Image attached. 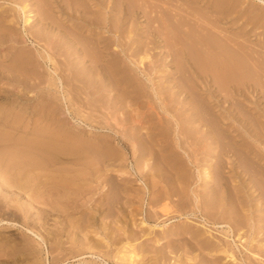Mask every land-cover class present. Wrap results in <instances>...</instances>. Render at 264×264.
Wrapping results in <instances>:
<instances>
[{
    "label": "rangeland",
    "instance_id": "rangeland-1",
    "mask_svg": "<svg viewBox=\"0 0 264 264\" xmlns=\"http://www.w3.org/2000/svg\"><path fill=\"white\" fill-rule=\"evenodd\" d=\"M115 1L120 3L114 9V11L116 10V15L114 11L111 14L108 12L106 3L103 2L100 5L103 18L101 17L100 27H95L91 33L95 36L91 37L89 36L90 33L84 29V26L90 24L91 17L89 15L84 14L80 16L77 13H72V16L61 15L57 5H54L55 16L61 15L62 20L58 19L57 16H53V21L62 26L60 31H55V35L52 38L51 47L53 49H51V52H54L55 55V63H53L50 60H45L40 55V53L45 54L46 52L44 41L40 43L33 42V37L30 33L31 31L39 32L41 29L40 18H42L43 14L41 13L39 2H37L38 4L33 9L34 12L31 14L30 23L26 24L25 19L28 18V15L24 14L17 3L0 0V13L9 14V17L5 18L3 22L17 36H15L17 41H11V39L7 38L0 39V68L11 73L9 85L2 87L4 83H0V89L14 90L16 88L15 91L20 92L21 95L28 92L26 97L30 98V109L28 111L21 112L20 109H13L14 112L21 113L20 116L22 118L19 121L20 124L18 123L20 126L18 125V128L15 130L6 129V131L10 132V135L15 140L20 141V139L32 138L39 144L50 143L48 138L50 134L35 137L33 133H36L37 129L42 130V132L46 130L50 132L58 131L81 139L86 145L83 149H79V152L75 149V155H63L64 161L55 163L61 168H59L60 171L59 169L57 172H52L50 169L39 171L37 174L39 179L35 180L36 183L32 187V194L37 197V200H39L38 198L41 194H45L43 199L40 198L42 202L50 194H54V196L61 195L64 202L61 205H68L67 208L78 201L82 207L80 210L75 211L76 216H79L80 212H92L96 214L94 223H96L95 226L97 228H100L102 222L113 221L112 225L116 227V238L125 240L129 236L130 241L133 242L131 244L138 247V252L141 256L140 264H264V255H260L264 252V221L258 218L261 212L258 206L262 205V203L257 205V202L253 199L252 195H257L259 192L254 193L253 186L247 184L249 175L242 173L241 170L236 171L228 167L223 170L222 167L221 169L219 167L212 168L216 161L221 160L220 158H215L212 165L210 164L211 168H208L204 159L205 155L203 154L207 148L202 145L199 148L191 147L189 143L191 140L186 141V139L188 140L187 135H180L182 139L181 142L179 141L180 147L175 143L174 127H172L170 121L174 123L172 117L175 116L180 118L183 124L186 123V117L189 113H187L188 107L185 106V103L188 101L180 103L184 97L180 94L181 90L174 88V83H172V76H179L181 74L176 70V65L171 63V58L167 56L164 42V38L167 35L161 38L151 31L155 27V24L151 21L156 15L154 14L156 8H148L149 10L151 9V12L148 11L151 14L145 17L139 12H134L137 5H139L135 1L132 0V3H129L130 0H126V2H123V0ZM154 1L155 3L157 2L158 6L163 4L164 10L167 7L171 8L169 10H172L174 14V16L172 14V17L175 19L170 18L171 14L169 17L168 15L164 16L166 19L168 18L169 24H172L173 21L175 22L173 23L175 26L172 24L171 28L186 43L191 42L193 44L192 40L195 34V37H199L198 29L194 25L195 22L192 21L196 19L190 16L189 12H197V16L203 14L204 19L217 21L218 26L213 25V37L215 39H222V44L226 43L227 39L225 38L228 37L235 43L238 41L244 42L243 44H239H242V48L245 46L246 50L249 48V52L251 53L249 54L252 56L250 57L247 54L250 58L244 53L248 51H242L243 49L237 47L239 46L237 44L235 46L232 41L228 40L229 44L227 45L226 43V46L231 47L232 50H239L240 55H243H241V60L243 57V59L249 61H242L245 64L244 68L247 66L246 63L249 65L248 68L251 65L255 67L254 63L257 61L254 58L257 56L256 59L261 64L257 63L259 66L261 65L262 69H256L253 74L251 73L253 75L251 77L255 75V79L252 80L264 82V78H262L264 76V0H183L184 3L182 0ZM78 3L82 5L83 2L78 1ZM65 7L67 6L65 5ZM73 8L75 9V6ZM65 12L69 11L65 10ZM184 14L189 16L184 18ZM178 15H183L184 19ZM176 18L178 21H176ZM171 21L172 23H170ZM176 22H178V25L181 24V28L176 25ZM236 34L238 35L236 36ZM191 35L193 36L191 37ZM87 37L89 38L86 39ZM168 38L171 39V34H169ZM73 39L74 42H72ZM75 42H78L80 44L78 46L84 51L86 49L81 45L85 42L88 48L93 47L92 49H94L96 46L95 51L97 52L105 48V53H110L106 59L108 61L115 60L119 71L116 75L117 77L113 80L111 78L109 81H112V86H107V77L102 75V73L100 74L98 70H95L96 67L91 66V62L79 63L80 56ZM90 42L95 43V46L90 44ZM98 43L101 44L98 45ZM79 53L82 54V52ZM233 53L232 55H236ZM254 53L255 55H253ZM25 56H30L32 62H34V66L30 69L33 77L36 78L31 81H27L25 77L20 76L17 72V67H19L18 62ZM99 56L97 54V60ZM251 58L252 60H250ZM108 61H105L103 64H106ZM252 67L251 69L247 68V72H252ZM54 69L57 70L54 71ZM257 70V75L261 73L260 75L263 80H259L260 77L258 76L260 75H256ZM243 71L245 70L243 69ZM183 77L185 78V75ZM185 79L184 82H186ZM261 83L259 84L260 94H255L256 100L240 99L238 102L242 103V106L236 102L237 100H232L223 105L227 110H222V107H217L215 110H222L226 118L225 122L231 126L226 133L231 138L228 136L230 140L227 137L226 141L229 140L233 143L237 141L240 146H250V149L257 151V157L254 156V158L259 157L264 160V94H262L264 90H261L264 88V86L262 87L264 83ZM200 91L202 90L196 89L197 93ZM126 96H129L130 103L124 105L122 108L121 102L126 100ZM164 101L168 104L167 107L170 108L172 113H168L165 106L163 108ZM236 103L242 108L255 109V115L251 113L250 116V113H246L245 111V113L243 112V114L238 115L234 105ZM0 106L6 107L7 102H0ZM204 109L207 110L205 107ZM135 119L137 120L136 122ZM242 119L245 121H242ZM142 126L147 128L153 126L156 130L155 133L158 134L162 132L163 128L165 129L168 136L166 141H169L167 144L170 146L168 150H171L172 156L177 158L178 167L181 172L186 173V177L190 179L189 182L193 183L189 188L190 197L183 196L182 199L177 198L178 195L174 194V186L171 185L170 181H165V177L160 179L156 177L155 180L157 179L160 182L156 186L157 188L155 190L148 189L147 182L150 183L149 178L156 171L155 168L152 169L150 164L144 165L140 157L142 154L139 145L136 142L134 143L131 138V136L135 137V134L139 133ZM135 127L138 128L134 129ZM255 127L257 129L259 127V129L257 130ZM253 130L258 131L260 135H256ZM142 132L146 134L148 133V129L144 128ZM158 138H165V136L163 134ZM3 143L11 144L13 142H2L1 144ZM185 149L189 154H185ZM144 152L147 153L146 151ZM227 156L226 159L229 160L228 158L232 157V154H228ZM248 156L252 158L251 155ZM148 158L151 157L148 156ZM161 158L159 157V160ZM148 161V163L154 162L153 159H148ZM205 168L207 169L203 172ZM217 168H219V172L216 171ZM262 168H264V161ZM119 169H123L121 173H119ZM211 169L215 171H211ZM170 171L172 173L170 172L166 175L171 180H178L180 173L177 174L175 169H170ZM217 172L218 174H216ZM220 173L224 175L225 184L228 182L227 188L235 189V193L240 197L239 203L242 202V204L238 205V209L241 208L239 216L244 221V226L240 227L242 228L241 234L243 233L242 235L245 236L242 240L237 236L239 226H236V224H233V230L227 224H213L208 219L209 222L206 221L204 214L199 210H197L196 214L190 213V209L195 208L193 205V191H196L198 195L205 196L208 190H210L208 186H205L208 181L210 182L208 178L212 176L211 181L213 182L222 175ZM263 173L259 177L263 178ZM189 182L188 184H190ZM184 184H178L179 188H187V185L185 186ZM165 191H169V198L165 197ZM112 192L113 194H111ZM228 192L230 193V190ZM114 194L117 196L119 194V197L115 196V199ZM107 196H112L114 200L113 203L111 201L104 208H111L116 215L115 219L110 217L102 219V216L98 212H95L96 207L100 205L101 199L103 200ZM158 196H163L162 199L164 198L160 205L156 207L155 204L149 203ZM17 199V204L27 205L29 203L27 198L19 196ZM108 199L110 198L108 197ZM183 200L186 203H183ZM226 200L224 201V207L228 208ZM4 201L7 200L4 199ZM4 201L0 197V259H9L11 264H87L84 263L87 260L97 262V264H115L111 258L107 257L103 259L91 254L71 258L70 254H72V251L70 249L72 243L66 236L63 237L65 240L63 245L66 251H61V249L55 246L56 241L51 240L54 237L50 235V231L47 233V231L43 230V233L45 232L48 235H46V241L41 240V238L28 230L24 225L26 222L31 225L36 224V222L19 212L9 200L7 202ZM116 201L118 203H115ZM167 201H171L169 202L170 204ZM178 201L182 202L179 203ZM165 203L169 204L167 207L170 211L166 209L167 212H163L164 208H167L162 206ZM161 210L163 213L160 212L159 214ZM138 211L143 212V214H139ZM243 211L244 213H242ZM153 214L156 216L151 217ZM169 214L171 215L169 216ZM43 216L46 217V214H43ZM118 217L122 219L119 220L120 222L117 221ZM76 219L78 220V217ZM123 220H126L124 223H127L126 226L124 225L125 227L122 223ZM231 220L235 221L236 216ZM40 223H42L41 220L38 224ZM50 223L53 224L51 220ZM185 225L192 232H196L200 240L207 241L210 247L203 251L196 249L195 242L191 234H189L184 236L186 242H181L180 246L183 249L177 254L170 253V249L164 247L168 239H160L162 232L174 226ZM251 225H254V227L251 228ZM247 227L249 230H245ZM125 230L129 232H125ZM98 231L100 232V229ZM96 237L101 238L102 233H99ZM185 238H188L190 241ZM158 239L160 241L156 242ZM228 248L235 252L236 260L224 252ZM6 252L10 253L9 256L5 255ZM159 252L166 259L163 258L157 262L156 258L160 256Z\"/></svg>",
    "mask_w": 264,
    "mask_h": 264
},
{
    "label": "bare ground",
    "instance_id": "bare-ground-1",
    "mask_svg": "<svg viewBox=\"0 0 264 264\" xmlns=\"http://www.w3.org/2000/svg\"><path fill=\"white\" fill-rule=\"evenodd\" d=\"M4 1L18 4L19 8L22 9L24 14L28 15L27 16L28 18L25 19L26 24L30 23V19L32 17L31 14L34 12L33 9L38 4L37 2H39L41 6V11H42L41 13L43 14L42 18H40L41 19L40 20L41 29L39 32L31 31L30 33L33 37V42L40 43L41 41H44L46 52L45 54L40 53V55L45 60H50L53 63H55V59H54L55 55H54V52H51V49H53V47H51L52 38L55 35V31H60L61 26H62L61 24H56L53 21V16H55L54 5H57V7L60 10L61 15L65 14L67 16H72V13L73 14L77 13V15L79 14L80 16L84 14L89 15L91 17L90 24L87 26H84V29H86L85 30L86 32L90 33L89 36L91 37V36H95L94 34L92 35L91 33L94 31L95 27H100L101 25L100 22H101V19L103 18L100 5L103 2L106 3L108 12L111 14V12H113L114 9H116L117 6L120 4L116 2L115 0H4ZM78 1L83 2L82 5H80ZM133 1L139 4V5L136 4L137 7L134 10V12H139L143 14L145 17H148V14L150 16L151 13L149 12H151L150 10L152 8H156L155 10L153 9L154 14L156 15L154 18L152 17L153 19L151 21L155 24V27L153 26L154 30L152 29L151 31L155 33L156 36L161 37V38L164 35H167L164 38L167 56L168 58H171V63L176 65V70H178V72H180L181 74L179 76L173 75L172 83H174V88H178L179 90H181L180 94L184 97V99H181L180 103L182 102L184 103L185 101H188L187 103H185V106L188 107L187 113H189V115L186 117V123L184 124L180 121L181 120L180 118H177L175 116L172 117V120H174V123L173 121H170V122L172 123V127H174L175 143H177V145L180 147L179 141L180 142L182 141V139L180 138V135H183V134L187 135L188 140L186 139V141L191 140L189 141L191 147L193 146L194 148H199V146L202 145L203 147L207 148L206 152H204L203 154L205 155L204 159L206 160V163H207L206 165L208 166V168H211L210 164L212 165L215 158H218V159L220 158L221 160L216 161L214 163L215 165L212 166V168L215 169L216 167H219L221 169L222 167V170H223L228 167L229 169L232 168L233 170H236V171L241 170L242 173H247V175H249V177L247 178V184L249 186L250 185L253 186L252 188L255 190L254 193L259 192L257 195L253 194L252 196H253V199L257 202V205L262 203V205L258 206L259 209H261V212L258 218L264 221V177L263 178L259 177V175L264 172L263 171L264 168H262L264 160L259 157L254 158V156L257 155V151L250 149L249 148L250 146L244 147V146H240L237 141H235L234 143L232 141L231 142L229 141L231 137L229 136V134L226 135V133L229 131L231 126L230 124H227L225 122L226 118L223 115L224 113H222V110H227L226 107H224L223 105L232 100L233 101L237 100L236 102L240 101V99H243V98L246 100H256L255 94L256 93L258 95L260 94V90H259V84L261 83L260 79L264 78V76L261 78V75H260L261 73H258V75L260 76L257 75L258 70L262 69L261 65L260 66L258 65L260 61L258 62V60L256 59L257 56H255L254 59L258 63L257 62L254 63L253 61L255 60H253L252 62L255 64L256 68L252 67V65L250 66V68H248L249 65L246 62H249V61H246L247 59L245 60L243 59V57L241 60L242 54L240 55L239 50L238 51L236 49L232 50L231 47L226 46V43L227 45L229 44L228 40H230V42L232 41L231 38L229 37L225 38L227 39L226 43L224 42L222 44L221 43V41H223L222 39H217V38L215 39L213 37L212 29L214 28L213 25L218 26L217 21H214L211 19H204L203 14L200 16H197V12L188 13L190 16H193V18L196 19L192 21L195 22L194 25L198 29L199 37H195L196 36L195 34L194 39L192 40L193 44L191 42L186 43L185 40L181 39L180 36L177 34V32L171 28L172 24L175 22L172 20L173 23L171 21L170 23L172 24H169V22L167 21L168 18L167 19L165 18L166 15H168L169 17L170 14H171L170 18L172 17L173 12L172 10H169L171 8L167 7L164 10L163 4L162 5L160 4L158 6L157 2L155 3L154 0H133ZM123 2H126V0H123ZM129 3H132V0H130ZM65 5L67 7H65ZM72 6L73 7L75 6V9ZM148 8H151V9L149 10ZM65 10H68L69 12H65ZM114 12L116 15V10ZM61 15L60 16L56 15V16L58 17V19L62 20ZM189 15L184 14V18H186V16H189ZM182 16H179V17H182ZM7 17H9V14H5L4 12L0 13V39L7 38V39H11V41H17V38H15L16 35L12 33L11 29H9L6 26V23L3 22L4 19ZM184 18L182 17V19ZM178 19L176 18V21H178ZM179 20H181V18ZM184 21L186 23V19ZM193 22H192V25H193ZM153 23L151 24L153 25ZM176 23H177L176 25H178V22ZM173 26L175 25L173 24ZM178 26H180L181 28V24H179ZM41 30L44 32L42 33ZM182 30L184 29L182 28ZM70 34L71 33H69V35ZM169 34H171V39H169L170 37L168 38ZM237 35L238 34H236V36ZM192 36L193 35H191V37ZM88 38L89 37H87L86 39ZM72 42H74V39L72 40ZM239 43L243 44L244 42H241V41L240 42L238 41L236 43L233 42L234 45L235 44L239 45L237 47L239 48L241 47V49H243L242 51H248L244 53L249 54L250 53L249 48H247L248 50H246L244 48L245 46L242 48V44L240 45ZM90 44L94 45L95 43L90 42ZM99 44L101 43H98V45ZM78 45L80 44H78V42H75L77 52L80 56L79 63H83V62L87 63L88 61L91 62V66L96 67L95 70H98L100 74L102 73V75L107 77V81H108L107 86H112L113 85L112 81L111 82L109 81L111 78L112 80L115 79L119 71H118V66L116 65L115 60L108 61V59H106L109 57L110 53L106 54L105 48L100 49V51L97 52L95 51V48H96L95 45H94L95 46L94 49H92L93 47L88 48L85 42L81 45L85 47L86 49L85 51ZM79 52H82V54H80ZM233 52H237V53H233ZM232 53L236 55H232ZM97 54L100 55L98 60H97ZM253 55H255V53ZM251 56L252 55H250V57ZM250 60H252V58ZM105 61H108V62L106 64H103L105 63ZM242 61H246L245 63L247 64V66H245V68H244L245 64L242 63ZM18 66H19L17 67L18 71L17 70L16 71L18 72L20 76L25 77L27 81H31L32 79L36 78V77H33V73L31 72V69H30L34 66V62H32V59L30 58V56H25L23 59H21L18 62ZM251 67L253 68L252 72L251 71L247 72V68L251 69ZM243 69L246 72L243 71ZM256 69H258L256 71V75L260 77L259 82L252 80V79H255L254 78L255 75L254 77H251L253 76L252 74L253 72H255ZM56 70L57 69H54V71ZM182 74L185 75L186 79L183 77ZM10 75H11L10 72H8L7 70L5 71L3 68H0V83H4L2 87H4L5 85L7 86L9 85ZM51 79L54 80L53 78ZM184 79L186 80V82H184ZM188 82L191 84H189ZM263 83L264 82L262 81L261 84ZM263 86L264 85H262V87ZM197 88L201 89L202 91L197 93L196 92ZM15 90L16 88L14 90H9L6 88L0 89V102L1 103L7 102L6 107L0 106V197L3 199V201L4 199L7 201L9 200L12 204H14V207H16L19 212H21L22 214H24V216L36 222V224H33V225L26 222L24 225L28 230L35 233L39 238H41V240L46 241L47 239L46 235H48L47 233L48 231H50L49 232L50 235L54 237L51 240L56 241L55 246L61 249V251H66L63 245L65 241L63 237L66 236V238L69 239L70 242L72 243V246L70 249L72 251V254H70L71 258L79 257L85 254H91V255L97 256L98 258H103V259L107 257L111 258L115 262V264H140L141 256L138 252L139 251L138 247L133 246L131 244L133 242L130 241V237L128 235H127L128 238L126 237L125 240H122V238L120 239L116 238L115 236L116 227L112 225L113 221L102 222V224H100L101 225L100 228H97L95 226L96 223H94L96 214L92 212H86V213L80 212L79 213L80 215L76 216L75 211L80 210L82 207V205L78 201L75 202V204L73 205H69V208H67L68 205L67 206L61 205L64 203L61 195L54 196V194H50L47 197H45V200L42 202L40 201V198L43 199L45 194H41L38 198L39 200H37V197L32 194V190H33L32 187L36 183L35 180L37 181L39 179L37 176L39 171L50 169V171L52 172H57L60 167H58L55 163H58L59 161H64L63 155H75L76 150L77 152H79L78 150L83 149V147L84 146L86 147V145L83 143L81 139L75 138L68 134H63L62 132H58V131L50 132L48 130L42 132V130H38V129L36 133H33V136L35 135V137H42V136H47L50 134V136L48 137L50 143H40L39 144V143H36V141H34V139L32 138L23 139V140L20 139L21 142L19 140H15L13 136L10 135V132L6 131V129L15 130L16 128H18V125L20 124L19 121L22 118V116H20L21 113H16L14 112L13 109L15 108L20 109L21 112L28 111L30 109L29 107L30 98L26 97L28 92L25 93L24 95H21L20 92H16ZM261 90H264V88H262ZM262 92H263L262 94H264V91ZM125 99L126 100L124 102H121L122 108L124 105H127L128 103H130L129 96H126ZM238 103L234 104L236 113H238V115L243 114L244 111L246 113H250V116H251V113L252 115H255V112H256L255 109H250V108L248 109L246 107L242 108L240 107L242 106L241 105L242 103L241 104L239 103L240 106H238L239 105ZM164 106L167 108L168 113H172L170 108L167 107L168 104L166 102L164 103L163 108ZM204 107L207 108V110L204 109ZM217 107H222V110L216 111L215 109ZM128 109L130 110L129 107ZM203 110L205 111V115H204ZM136 121L137 120L135 119V122ZM242 121H245V120L242 119ZM136 128L138 127H135L134 129ZM140 128H141V130L139 129L140 134L136 133L135 137L131 136V138L133 139L132 141L134 143L135 142L138 143L141 154H142L140 157L144 165L150 164L152 169L155 168V171H156L153 175L150 174L152 175V177L149 178L150 183L147 182L148 189L155 190L157 188L156 186L160 183L157 179L165 177L164 180L167 182L170 181L171 185L174 186L173 190H174V194L178 195L177 198L182 199L183 196L190 197L189 188H190V185L191 186L193 185V183L189 182L190 179L186 177L187 175L186 173L181 172V170L178 167L177 158L172 156L171 150H168L170 146L167 144L169 141L168 142L166 141L168 136L166 135L165 129L162 127L163 128L162 132H159L158 134V133H155L156 130H155V127L153 126L149 128L142 126ZM144 128L148 129V133L144 134L142 132V129ZM255 128L257 129V127ZM254 133L256 135H260L258 131H255ZM163 134L165 138H158ZM227 137L229 138V140H227L229 142L226 141ZM2 142H5V143L13 142V143L1 144ZM70 150H74L75 152L70 151ZM144 151H146L149 155L145 153ZM184 151H185V154H189L186 149ZM228 154H232V157L228 158L229 160L226 159L228 157L227 156ZM248 155H251L252 158L249 157ZM148 156L151 158H148ZM159 157L160 158L162 157L160 159L161 161L159 160ZM148 159L149 160L153 159L154 162L148 163L149 162ZM157 161H160V162L156 163ZM219 168H217L216 171L219 172L220 171ZM170 169L171 170L175 169V172L177 174L180 173V177L178 180H175V179L171 180L170 177L166 175L167 173H170V172L172 173ZM206 169L207 168H205L203 172H205ZM214 169H211V171H215ZM119 170H120L119 173H121L123 169H119ZM218 172L216 174H218ZM156 177L158 178L155 180ZM212 178H213L212 176L209 177L208 179L210 180V182L208 181V183L205 184V186H208V189H210L208 190L205 196L198 195L196 191H193V194H194L193 205L195 206V208L190 209L191 210L190 213L196 214L197 210H199L204 214V218L206 221L211 220L213 224H227L229 225L230 228L232 227L233 230H234L233 224H236V226H239L238 231L236 230L237 236L240 240H242V238H244L245 236L242 235L243 233L241 234L242 228H240L244 226L243 218L239 216L240 214L239 210L241 208L238 209V205L240 203L242 204V202L239 203L240 197L237 193H235V189L232 190V188H227L228 182L226 181L227 183L225 184L223 174L217 179L215 180L213 179L214 184L211 181ZM188 182L190 184H188ZM211 182L212 184H210ZM180 183L181 184L185 183L184 185L185 186L187 185V188L180 189L178 185ZM67 185H69V183ZM63 186H66V185H63ZM228 190H230V193L228 192ZM113 192L111 194H113ZM164 193L166 194L165 195L166 198L170 197L169 191L168 192L165 191ZM115 194H114V197L115 196L119 197V194L118 196ZM19 196L23 198H27L29 203L27 205L17 204L16 201H18L17 198ZM108 197L112 199V196L104 197L103 200L101 199V201L99 202L100 205L96 207L95 212H98L99 215L102 216L101 217L102 219H107L109 217L112 219H115L116 215L115 213H113L111 208H108V209L104 208V206H106L107 204H110L111 201L113 203L114 198L110 200L108 199ZM162 197L163 196H158L155 200H152L149 203L155 204V206L157 207V205H160L162 203V200L164 199V198L162 199ZM184 200H183V203H186ZM225 200L227 201L228 208L224 207ZM7 201H4V202H7ZM115 203H118V202L116 201ZM168 203H165L162 206L167 207L170 204ZM109 206L112 207L111 205ZM153 208H154V205H153ZM156 209H160V208H156ZM164 209L165 210H163V212H167V210L170 211L168 207ZM160 212H162V210L159 211V214ZM242 213H244V211ZM43 214H46V217H44ZM139 214H143V212H139ZM170 215L171 214H169V216ZM152 216L155 217L156 215L153 214L151 215V217ZM235 216H236V220L235 221L231 220V219H234ZM76 217H78V220L76 219ZM118 218L119 219L117 221L122 220L121 217H118ZM40 220L42 221V223L38 224ZM50 220L53 222V224L50 223ZM124 222H126V220H123L122 222L123 226L124 225L126 226L127 223H124ZM50 225L52 226L50 227ZM124 227H121V228H124ZM252 227H254V225H251V228ZM99 229H100V232L98 231ZM246 229H248V227L245 228V230ZM43 230L47 231V233L45 232L43 233ZM127 231L128 230H125V232ZM99 233H102L101 238L96 237V235H98ZM189 234H191L192 239L195 242L196 249H200L201 251H203L210 247L207 241L200 240L199 235L196 232H192L189 228H187V225L174 226V227L164 230L161 234L162 236H160L161 237L160 239H168L164 247L169 248L170 253L177 254L183 249L180 245L182 241H185L184 236L189 235ZM160 239L156 240V242H159ZM186 240H189V239L187 238ZM73 249H76V250H73ZM142 251H144V249H142ZM224 252L228 253V256H230L234 260L237 259L235 258V252L233 250H230L228 248L227 250H224ZM9 254H10L9 252L5 253L6 256H9ZM260 255H264V252L263 254L261 253ZM163 258L166 259V257L162 255V253H160V256L156 258V261L159 262V260ZM84 263L97 264V262L88 261V260L85 261ZM0 264H11V263L9 259L3 260L1 258ZM170 264H175V263H170Z\"/></svg>",
    "mask_w": 264,
    "mask_h": 264
}]
</instances>
